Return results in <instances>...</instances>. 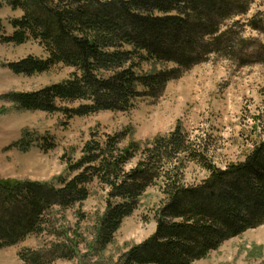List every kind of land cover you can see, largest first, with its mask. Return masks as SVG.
Returning a JSON list of instances; mask_svg holds the SVG:
<instances>
[{"label": "trees", "instance_id": "16d2710c", "mask_svg": "<svg viewBox=\"0 0 264 264\" xmlns=\"http://www.w3.org/2000/svg\"><path fill=\"white\" fill-rule=\"evenodd\" d=\"M254 1L7 0L22 15L10 21L12 34L2 41L22 45L32 40L47 54L44 60L29 56L7 67L27 76L58 64L72 69L65 82L8 98L24 110L67 118L128 112L141 98H157L181 69L209 54L232 52L239 37L224 22L246 15ZM143 66L151 69L143 71ZM75 102L82 103L64 107ZM124 138L121 132L106 135L103 142L87 141L68 169L76 173L61 180L60 188L0 177V249L43 232L47 212L84 201L85 185L94 180L108 188L109 197L97 233L101 245L111 241L151 184H159L156 230L127 253L125 264H192L225 240L264 224V140L243 161L220 168L179 127L144 147H120ZM21 147L27 149L28 141ZM183 161L198 164L206 177L195 186L183 184ZM18 257L23 264H44L37 251L22 250Z\"/></svg>", "mask_w": 264, "mask_h": 264}, {"label": "rangeland", "instance_id": "374dc122", "mask_svg": "<svg viewBox=\"0 0 264 264\" xmlns=\"http://www.w3.org/2000/svg\"><path fill=\"white\" fill-rule=\"evenodd\" d=\"M21 15L8 6L7 0H0V177L60 188L61 180H69L76 173L68 169L82 156L87 141L103 142L106 135L121 132L125 138L120 147L131 143L144 147L179 127L192 146L203 149L207 159L220 168L243 161L253 145L264 140V0H255L246 15L224 22L223 27L239 37L232 52L209 54L181 69L157 98H141L128 112L100 111L72 118L59 112L24 110L8 98L65 82L72 72L58 64L27 76L14 74L7 67L29 56L47 57L35 41L22 45L2 41L12 34L10 21ZM249 22L256 28L249 27ZM150 69L142 67L143 71ZM81 103H65L64 107ZM23 141H28L27 149L21 147ZM138 157L126 165V171L134 167ZM179 169L186 186L197 185L207 175L191 161H183ZM158 185L151 184L111 241L101 245L97 233L109 199L108 188L96 180L89 182L84 201L66 208L54 206L47 212L43 232L1 248L0 264H23L18 257L22 250L39 252L44 264H125L127 253L156 230L155 211L162 199ZM263 262L264 224L225 240L192 264Z\"/></svg>", "mask_w": 264, "mask_h": 264}]
</instances>
